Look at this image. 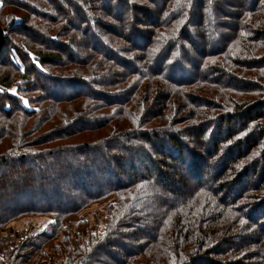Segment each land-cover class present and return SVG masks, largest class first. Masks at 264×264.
I'll return each mask as SVG.
<instances>
[{
    "label": "trees",
    "instance_id": "trees-1",
    "mask_svg": "<svg viewBox=\"0 0 264 264\" xmlns=\"http://www.w3.org/2000/svg\"><path fill=\"white\" fill-rule=\"evenodd\" d=\"M156 1L0 0L4 264H264V0Z\"/></svg>",
    "mask_w": 264,
    "mask_h": 264
},
{
    "label": "rangeland",
    "instance_id": "rangeland-1",
    "mask_svg": "<svg viewBox=\"0 0 264 264\" xmlns=\"http://www.w3.org/2000/svg\"><path fill=\"white\" fill-rule=\"evenodd\" d=\"M160 3V0H157L156 1V4L158 5ZM217 40V39H216ZM218 41V40H217ZM219 42V41H218ZM213 44V43H211ZM210 44V46H211ZM194 56V55H193ZM197 56V55H195ZM192 68V67H190ZM175 75H179V76H182V77H185L186 76V73L184 70H182V68H177L175 69ZM191 70V69H190ZM110 77L106 76V80H108ZM86 89V88H85ZM132 149L128 150V152H133V150L131 151ZM71 158L69 157V159L71 160V162L75 163L73 164L74 166L76 167H72V169H76L78 170V167H80L82 165V163H80L78 161V159H76L75 155L72 156V154H70ZM67 162V161H66ZM103 162H100L98 161L97 164L98 165H101ZM107 162H104V164H106ZM10 167L7 165V166H4V167H0V172H3L7 174L10 173ZM67 180H69V177L67 178ZM105 183H107L105 180H101V183L100 185H105ZM61 184V183H60ZM61 187H63V185L61 184ZM68 193V192H67ZM67 196H70V194H66ZM157 198H162L160 197V195H158ZM171 199V198H170ZM169 199V200H170ZM153 200H156V199H153ZM75 201V197H72L70 199L69 197V202L73 203ZM111 201L113 202V198L109 199L107 202H96V204H93L89 207H86L84 209H82V211L77 214V215H68V217H66L63 221V223L65 225H67V231L66 233L68 235H66V237H64V235L62 236L63 238V242L64 241H68V237L71 236L72 239L69 240L68 242L70 244H73L75 241H76V237L77 236H82L83 235H86L90 230H95L94 228L97 226L98 223H100L101 225L104 223V220H103V216H102V209H105L106 205L109 203H111ZM157 201V200H156ZM40 216V217H39ZM39 216H28L26 215L25 217H22L21 219H18V220H14V221H11V223L5 227V229H1L0 231V234L3 235V233H14L16 234V241H18V237L20 235L19 232H28V233H35V232H39L41 229H44L48 222H49V219L46 218V217H41V215ZM79 230V233L78 234V230ZM145 233L149 234L151 233V229L150 228H146V230L144 231ZM19 233V234H17ZM63 242H60V238L58 237V239H56L55 241H52L49 245V247H45L44 248V253H43V257L41 258V262L39 263H36V264H62L60 259H57V255H56V252L54 251V247H56V245H61V246H64L62 245ZM122 242H125L126 241H122ZM56 244V245H55ZM134 243L132 242H127L126 245L122 246V249H125L126 247H133ZM75 246V244H73ZM65 252V251H64ZM70 253V251H69ZM67 249H66V252L65 254H63V258H66L68 257L69 255ZM118 255V253H117ZM105 260L106 257H104ZM58 260H59V263H58Z\"/></svg>",
    "mask_w": 264,
    "mask_h": 264
},
{
    "label": "water",
    "instance_id": "water-1",
    "mask_svg": "<svg viewBox=\"0 0 264 264\" xmlns=\"http://www.w3.org/2000/svg\"><path fill=\"white\" fill-rule=\"evenodd\" d=\"M4 39H5V35H4V28H2V26L0 25V52H1V48L4 44Z\"/></svg>",
    "mask_w": 264,
    "mask_h": 264
},
{
    "label": "crops",
    "instance_id": "crops-1",
    "mask_svg": "<svg viewBox=\"0 0 264 264\" xmlns=\"http://www.w3.org/2000/svg\"><path fill=\"white\" fill-rule=\"evenodd\" d=\"M1 251H0V264H4V262L2 261V256H1Z\"/></svg>",
    "mask_w": 264,
    "mask_h": 264
}]
</instances>
